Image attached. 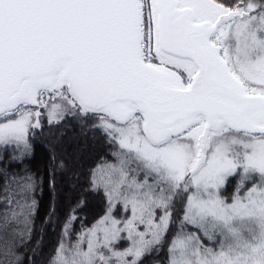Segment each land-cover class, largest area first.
<instances>
[{
  "label": "snow or ice",
  "instance_id": "6c2138e0",
  "mask_svg": "<svg viewBox=\"0 0 264 264\" xmlns=\"http://www.w3.org/2000/svg\"><path fill=\"white\" fill-rule=\"evenodd\" d=\"M69 120L104 209L50 205L47 264H264V0H0V264H35L27 164L47 131L54 193Z\"/></svg>",
  "mask_w": 264,
  "mask_h": 264
},
{
  "label": "trees",
  "instance_id": "16d2710c",
  "mask_svg": "<svg viewBox=\"0 0 264 264\" xmlns=\"http://www.w3.org/2000/svg\"><path fill=\"white\" fill-rule=\"evenodd\" d=\"M67 130H64L65 135L56 151L69 160V174L57 178L54 193L47 183L50 160L49 152L45 151V148L52 146L49 137L42 140L35 137V152L31 161L27 164V167L39 174L44 181L42 187L36 193L39 208L36 213L33 240L20 246L21 256L31 257L35 264H47L48 258L56 246L54 241L59 238V223L57 228L53 229L55 227H49L48 223L45 222L50 205L55 204L56 216L62 222L76 203L87 196L89 190L88 168L97 156L105 151L103 139L99 135L82 134L81 129L74 126H69ZM88 202L91 204L93 214L101 211L102 202L99 199L90 197ZM20 227L23 228V225H20ZM40 237H42L40 249L37 250L36 254H33L29 251V248L33 247L36 239ZM38 258L39 262H37ZM150 258L153 259V257ZM150 261V259L145 261V264H152Z\"/></svg>",
  "mask_w": 264,
  "mask_h": 264
},
{
  "label": "rangeland",
  "instance_id": "374dc122",
  "mask_svg": "<svg viewBox=\"0 0 264 264\" xmlns=\"http://www.w3.org/2000/svg\"><path fill=\"white\" fill-rule=\"evenodd\" d=\"M69 126H74L76 128H79L76 125V122L73 121V120H69L64 125V130H67ZM36 137L39 138V139H41V140L42 139H48L47 131H45L44 134H41L38 131L37 134H36ZM45 151L49 152V148H45ZM87 196L85 198H82L81 199V200L84 201V208L78 211V215L87 218L84 221L85 224H91V222L94 219H96L99 215H101L102 212H103V209H104V197H103V194L102 193H95V192H92V191H89V190H88ZM90 197H94V199L95 198L96 199H99L102 202L101 211L99 213H97V214H93L92 211H91V208L92 207H91V204L88 202V198H90ZM56 218H58V220H59V217L58 216H56L54 219H56ZM57 224L58 223H53L52 224V226L55 227L53 229H56L57 228ZM59 233H60V227H59ZM171 235H172V233L169 234V240H170ZM58 237H59V235H58ZM57 239L54 241V244L57 242ZM151 257H153V259L149 257L147 260L150 259L151 260L150 262H152V264H167V262H168L167 243L165 244V246L163 248H161V250L158 253H154ZM37 262H39V258H38V261Z\"/></svg>",
  "mask_w": 264,
  "mask_h": 264
}]
</instances>
